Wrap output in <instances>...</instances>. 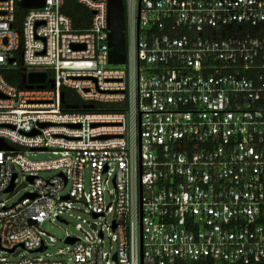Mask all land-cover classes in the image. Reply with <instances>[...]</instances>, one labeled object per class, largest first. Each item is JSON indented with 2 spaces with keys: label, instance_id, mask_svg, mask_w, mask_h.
Masks as SVG:
<instances>
[{
  "label": "built area",
  "instance_id": "built-area-1",
  "mask_svg": "<svg viewBox=\"0 0 264 264\" xmlns=\"http://www.w3.org/2000/svg\"><path fill=\"white\" fill-rule=\"evenodd\" d=\"M75 1L79 29L66 0H0V194L27 189L0 199V264H264V0H123L119 64L109 0Z\"/></svg>",
  "mask_w": 264,
  "mask_h": 264
},
{
  "label": "water",
  "instance_id": "water-1",
  "mask_svg": "<svg viewBox=\"0 0 264 264\" xmlns=\"http://www.w3.org/2000/svg\"><path fill=\"white\" fill-rule=\"evenodd\" d=\"M44 2L45 0H22L20 7H41L44 5ZM109 27V44L112 47V50L110 52V62L114 64L124 63L126 60V48L124 33L125 14L123 0H109ZM75 47L82 48L84 46L76 45ZM46 80V72H30L28 76V81L30 83H45ZM0 149H12V147L9 146L3 139H0ZM12 188L13 184L9 189L12 190Z\"/></svg>",
  "mask_w": 264,
  "mask_h": 264
},
{
  "label": "trees",
  "instance_id": "trees-1",
  "mask_svg": "<svg viewBox=\"0 0 264 264\" xmlns=\"http://www.w3.org/2000/svg\"><path fill=\"white\" fill-rule=\"evenodd\" d=\"M63 10L69 14L74 22L76 28H83L88 25V17L90 13L82 6L76 3L75 0H66V4ZM22 12V11H21ZM20 12V13H21ZM20 21V17H19ZM28 70L24 67H20L14 71L6 72L5 77L6 79L14 85H22L24 80L26 79V75ZM65 104L64 110L69 112H94L98 111L96 105H82L80 100L76 97L73 91H67L65 89Z\"/></svg>",
  "mask_w": 264,
  "mask_h": 264
},
{
  "label": "rangeland",
  "instance_id": "rangeland-1",
  "mask_svg": "<svg viewBox=\"0 0 264 264\" xmlns=\"http://www.w3.org/2000/svg\"><path fill=\"white\" fill-rule=\"evenodd\" d=\"M25 156L32 160V161H42V160H48L52 159L55 156L52 154V152L45 151V152H38V151H31L28 150L25 152ZM53 172H42L41 175L44 177L52 175ZM25 181V180H23ZM27 191L26 186L24 184H20V186L16 189L15 192L11 193H1L0 199L7 200L9 204H13L17 202ZM75 221L70 220V223H61L58 221H52L51 219H48L44 223V229L54 235L57 238V242L55 245L57 246H64L63 240L66 237L67 233H77L75 229ZM56 248L50 247V251L53 252ZM21 254L24 253V251L20 252ZM28 254V253H26ZM30 255V254H29Z\"/></svg>",
  "mask_w": 264,
  "mask_h": 264
}]
</instances>
